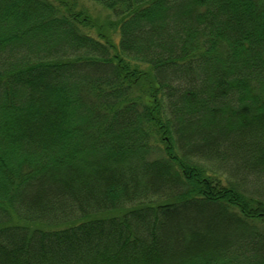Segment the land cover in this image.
<instances>
[{"label":"trees","instance_id":"16d2710c","mask_svg":"<svg viewBox=\"0 0 264 264\" xmlns=\"http://www.w3.org/2000/svg\"><path fill=\"white\" fill-rule=\"evenodd\" d=\"M0 264H264V0H0Z\"/></svg>","mask_w":264,"mask_h":264},{"label":"rangeland","instance_id":"374dc122","mask_svg":"<svg viewBox=\"0 0 264 264\" xmlns=\"http://www.w3.org/2000/svg\"><path fill=\"white\" fill-rule=\"evenodd\" d=\"M92 9L95 11L94 14L100 16L104 21L106 20V14H105V16L100 15V13L103 11V10H101V7L93 6Z\"/></svg>","mask_w":264,"mask_h":264}]
</instances>
